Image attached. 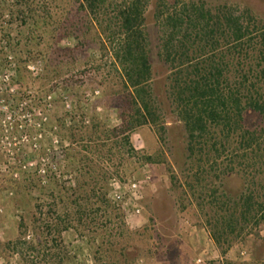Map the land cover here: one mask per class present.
Here are the masks:
<instances>
[{"label": "trees", "instance_id": "16d2710c", "mask_svg": "<svg viewBox=\"0 0 264 264\" xmlns=\"http://www.w3.org/2000/svg\"><path fill=\"white\" fill-rule=\"evenodd\" d=\"M50 3L52 17L41 9L37 14L31 10L30 16L21 9L18 17L24 23L30 17L35 30L45 28L49 18L60 21L63 16L87 31L95 29L119 74L120 95L127 94L121 126L110 130L95 121L86 140L82 129L81 142H86L71 154L77 159V186L60 194L66 210L57 214L56 231L62 234L98 220L107 250L116 260L135 264L138 254L130 242L135 233L126 228L121 207L108 198L110 180L121 176L124 159L137 168L164 162L160 153L135 149L134 133L155 130L163 137L169 131L171 144L180 137L184 158L181 174L169 167L172 185L181 191L184 207L196 206L211 239L226 253L264 215V22L249 6H212L203 0ZM149 14L159 28L156 45L147 30ZM159 67L166 72L164 99L154 86ZM174 132L179 134L175 137ZM70 134L77 141L73 130ZM114 158L110 171L105 164ZM241 176L247 178L244 189L229 195L227 181ZM163 191V200L156 195L155 209L167 216L168 191ZM21 236L16 243L29 245L34 253ZM175 251L179 254L178 246L165 250L169 263L174 264L170 253ZM54 258L64 263L68 256L58 251Z\"/></svg>", "mask_w": 264, "mask_h": 264}, {"label": "rangeland", "instance_id": "374dc122", "mask_svg": "<svg viewBox=\"0 0 264 264\" xmlns=\"http://www.w3.org/2000/svg\"><path fill=\"white\" fill-rule=\"evenodd\" d=\"M203 1L212 6L225 3L249 6L264 22V0ZM50 2L0 0V84L4 83L2 77L13 70L12 84L18 88L17 93L13 94L16 101L19 97L35 99L48 115L47 123L43 125L47 132L43 145L50 143L51 134L58 138L59 148L50 155L61 170L60 177L55 173L49 174L46 183H43L37 171H22L20 178H14L13 171L18 170L14 166L10 172L0 174V264H124L116 260L113 252L103 244L105 229L98 220L90 221L81 229L70 228L62 234L56 231L57 214L63 215L66 210L60 194L77 186V159L71 154L80 150L86 142H81L82 129L85 130L86 140L87 133H92L90 128L95 121L104 122L110 130L121 126L122 106L127 105L124 98L127 94L120 95L119 74L95 29L87 31L80 23H69L63 16L60 21L49 18L45 28L35 30L30 17L27 23L18 17L21 9L28 16L31 10L37 14L41 9L44 15L50 14L52 17L54 10ZM64 14L65 11L59 16ZM146 24L156 45L160 33L152 14L147 16ZM165 78L166 72L157 68L154 86L162 99ZM2 96H8V93L4 92ZM49 96H52L50 107L47 106ZM72 130L77 134V141L74 142L70 140ZM174 134L176 137L179 133ZM172 135L168 131L167 135L163 134L166 138L163 139L158 131L147 129L134 133L131 141L135 149L147 150L151 154L160 153L164 162L148 163L137 168L130 159H124L120 167L121 176L110 180L108 198L111 200L110 192L115 180L125 184L129 177L140 176L143 168L151 175L140 202L143 208L140 216L129 219L124 206L111 200L121 207L126 228L135 233L130 239L138 254L135 264H142L141 260L145 264H167L165 250L176 246L179 254L177 251L170 253L174 257L173 263L194 264L198 248H203L201 253L206 248H213L196 206L187 204L184 207L180 201L181 191L172 185L169 167L181 174L184 159L182 141L179 137L171 144ZM39 153L45 154V147ZM116 160H107L105 165L110 171L114 170ZM246 180L242 176L231 177L225 190L235 196L244 189ZM163 189L168 191L167 216H160L155 209L156 195L160 194V201L164 199V191L160 192ZM35 216L36 219L33 218ZM257 219L259 223L253 222L230 248H248L252 254V264H264V215L260 214ZM20 236L21 241H28L35 248L34 253L29 245L16 243ZM26 250L30 253H26ZM58 251L68 256L64 263L54 258ZM232 257H238V249L232 252ZM229 264H237V261Z\"/></svg>", "mask_w": 264, "mask_h": 264}, {"label": "built area", "instance_id": "2783aa9c", "mask_svg": "<svg viewBox=\"0 0 264 264\" xmlns=\"http://www.w3.org/2000/svg\"><path fill=\"white\" fill-rule=\"evenodd\" d=\"M12 71L2 77L4 83L0 84V174L10 172L14 166L18 169L12 173L14 178H20L22 171H37L43 183H46L51 173H55L57 177L61 176L59 166L50 155L54 149L59 148V140L51 134L50 143L43 145L47 137L43 125L47 123L48 115L41 110L35 99L19 97L16 101L13 94L17 93L18 88L12 84ZM4 92H7L8 96H2ZM51 98L52 96H49V100L47 99L48 107L51 106ZM67 106L70 104L67 103ZM42 147H45L46 153L40 155ZM150 181L149 171L143 168L140 176L129 177L125 184L115 180L110 198L114 203L124 206L129 219L140 216L143 213L140 202ZM235 249H238V257L233 258L232 252ZM231 261H237V264H252V254L244 247L230 248L226 253L221 252L219 248H206L194 258V264H229ZM141 263L145 264V261L141 260Z\"/></svg>", "mask_w": 264, "mask_h": 264}, {"label": "crops", "instance_id": "0c3cea01", "mask_svg": "<svg viewBox=\"0 0 264 264\" xmlns=\"http://www.w3.org/2000/svg\"><path fill=\"white\" fill-rule=\"evenodd\" d=\"M206 233H207L208 237L210 238V242L212 243L213 248L216 247L214 241L211 239V237L209 236L208 232H206ZM202 249H203V248H198V250H197L196 253L199 255V254L201 253V250H202ZM168 263H169V262H167V264H168ZM169 264H170V263H169Z\"/></svg>", "mask_w": 264, "mask_h": 264}]
</instances>
